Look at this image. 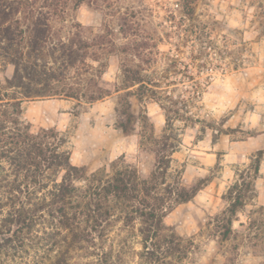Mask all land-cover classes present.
<instances>
[{
  "label": "rangeland",
  "instance_id": "1",
  "mask_svg": "<svg viewBox=\"0 0 264 264\" xmlns=\"http://www.w3.org/2000/svg\"><path fill=\"white\" fill-rule=\"evenodd\" d=\"M29 1L37 9L44 7L42 20L50 26L53 39L65 43L82 39L91 43L95 37H103L109 43L103 50L89 49V55L99 61L88 62L94 67L100 87L112 94L94 103L66 98L24 99L21 120L31 125V132L57 131L67 140L64 149L71 153V164L85 169L88 177L98 172L111 175L112 166L124 162L137 171L140 180L149 179L154 172L164 136L173 137L170 143L178 148L173 155L171 150L165 153L171 161L167 183L172 191L178 182L186 189L202 188L188 203L175 205L164 219L169 233L193 243L192 253L183 264H264V240L254 238L255 233L264 231V211L256 213L264 207L258 196L249 200L233 221V230L239 233L237 240L231 236L224 243L216 223L230 205L229 189L240 180V175L253 173L251 164L258 151L243 158L241 164L226 161L224 155L237 142L253 141L254 137L257 140L251 146L264 144V0H110L111 7L103 2L100 8L91 5L90 0L78 6L75 0H67L62 10L55 13L49 6L55 3L53 0H48V4H44L46 0ZM21 17L18 14L16 19ZM132 41L156 45L147 50L153 52L149 66L135 56L138 52L131 49ZM204 42L213 49L206 48ZM1 47L4 45L0 42V87H6L16 67L3 60L5 52ZM17 48L11 49L10 54L14 55ZM124 49H129L130 64L145 67L149 77L160 78L173 61L180 63L177 73H168L163 80V85H168L166 93L178 105L171 106L149 93L143 97L131 95L127 101L134 119L129 133L119 126L123 119L120 112L126 108L127 91L136 93L138 86L115 92L117 87H124ZM202 50L210 57L193 60L197 51ZM23 51L30 52L28 48ZM44 61L49 66L53 64L50 57L46 56ZM160 101L172 109L183 107L187 113L182 115L192 121L170 114L174 121L169 127ZM64 175L65 171L58 173L59 182ZM75 185L84 187L86 183L77 181ZM164 195L167 205L174 204L173 193ZM116 224L107 232L108 237L96 240L97 247L104 251L115 249L114 255L124 245L142 252L140 236L121 232L122 224ZM69 243H73L72 237L67 240ZM76 245L88 246L83 241ZM125 251V264L139 261ZM59 258L56 249L46 264L56 263ZM96 261L83 250L69 263Z\"/></svg>",
  "mask_w": 264,
  "mask_h": 264
},
{
  "label": "trees",
  "instance_id": "2",
  "mask_svg": "<svg viewBox=\"0 0 264 264\" xmlns=\"http://www.w3.org/2000/svg\"><path fill=\"white\" fill-rule=\"evenodd\" d=\"M53 1L55 3L49 6L55 13L62 10L67 0ZM29 2L0 0L3 60L16 67L13 79L7 81L6 87H0V264H46L56 249L60 258L53 264H70L77 252L83 250L97 259L94 264H125L122 257L125 250L139 260L130 264H183L192 253L193 243L169 233L164 219L175 205L188 203L202 188L186 189L178 182L172 191V186L167 183L171 161L165 153L171 150L173 155L178 148L174 142L170 143L173 137L164 136L157 151L156 168L149 179L140 180L137 171L124 162L114 164L111 175L103 176L98 172L88 177L85 169L71 164V153L64 149L67 140L57 131L41 129L34 134L31 125L21 120L24 99L66 98L94 103L112 95L110 90L100 87L93 73L94 67L88 62L89 59L99 61L89 55V49L103 50L109 43L103 37H95L91 43L82 39H72L68 43L53 39L50 26L42 20L44 7L37 9ZM83 2L75 0L77 6ZM103 2L111 7L110 0H90V4L97 8L102 7ZM44 4H48V0ZM18 14L23 16L20 20L16 19ZM132 42L131 49L138 52L135 56L144 66H149L153 52L147 50L156 45ZM204 44L208 45L206 48L213 49L211 44ZM15 46L17 51L11 55L10 51ZM23 48L30 52L24 53ZM140 49L144 53L139 52ZM121 54L124 55L121 65L124 87H117L115 92L138 86V94L127 91L126 108L120 112L123 119L119 126L124 133H129L134 119L127 101L131 95L143 97L149 93L161 101L166 100L171 106L178 105L166 93L168 85H163V80L167 79L168 73H177L180 63L177 59L173 61L160 78L149 77L145 74V67L130 64L129 49H124ZM46 56L51 58L53 66L44 61ZM208 57L210 54L202 50L197 51L192 59ZM97 72L102 73L100 70ZM97 77L100 78L99 75ZM188 78L195 81L193 76ZM10 89L15 92L9 93ZM161 101L169 127L174 121L170 114L192 121L182 115V112L187 113L183 107L172 109ZM263 156L264 151H258L251 164L253 173L248 171L240 175V180L228 191L230 205L216 220L224 243L231 236L237 240L239 233L233 230V221L238 211L258 196L256 180ZM60 171H65V175L59 182L57 176ZM77 181H84L86 185L78 187L75 185ZM160 191L168 195L173 193L174 204L167 205L164 192ZM263 211L264 207H260L256 213L262 214ZM116 223L122 224L121 232L140 236L142 252L124 245L114 255L115 249L104 251L97 247L96 240L108 237L107 232ZM263 235L262 229L261 233H255L254 238L264 240ZM69 237L73 243L67 245ZM80 241L88 246L76 245Z\"/></svg>",
  "mask_w": 264,
  "mask_h": 264
},
{
  "label": "crops",
  "instance_id": "3",
  "mask_svg": "<svg viewBox=\"0 0 264 264\" xmlns=\"http://www.w3.org/2000/svg\"><path fill=\"white\" fill-rule=\"evenodd\" d=\"M262 135H258L260 137ZM253 141H244V142H237L236 145L233 146V148L224 155L225 160H230L231 162H235L236 164H241L243 162V158H246L247 156H250L256 151L263 150V145H250L252 142H255L257 140L256 137L251 138ZM256 187L258 189V202L259 204L264 206V156L261 160V164L259 167V176L256 180Z\"/></svg>",
  "mask_w": 264,
  "mask_h": 264
}]
</instances>
